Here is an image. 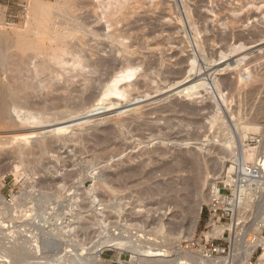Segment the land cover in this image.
<instances>
[{
    "label": "rangeland",
    "instance_id": "374dc122",
    "mask_svg": "<svg viewBox=\"0 0 264 264\" xmlns=\"http://www.w3.org/2000/svg\"><path fill=\"white\" fill-rule=\"evenodd\" d=\"M105 3H108V0H0V38H16L15 36H23L31 26L49 23L58 25L61 21L74 19L93 27L97 26L98 31L106 35L112 29H107L103 21L100 23L102 10L100 4ZM204 5L206 7L197 8L203 17V22L200 21L202 26L199 25L202 33L198 34L188 23V19L191 18L197 23L194 17L196 0H116L107 12L115 13L122 9L121 12L128 13L122 19L121 25L118 24L117 27L135 25L136 34L132 39L135 40L138 36L139 40L150 41L148 49L152 51L147 49L144 53L151 55L157 68L165 73L151 75L149 84L147 79H144L148 89L142 88L140 94L147 91L137 96L134 95L136 91L132 92L135 97L134 99L132 97L131 101L121 98L106 100L105 103L102 102L104 106L102 103L100 106L95 104L93 108L95 111H85L86 113L82 112V115L78 113L73 116H69L67 110L62 107L60 110L54 106L56 108L52 107V112L66 113L63 115L64 119L45 126L24 124L18 127L19 129L14 126L8 130L0 129V137L18 139L14 144L0 145V244L2 246H9V243L16 245L21 242L18 236L19 227L16 226L17 220L21 218L32 220L31 217L34 216L33 220L38 219L39 222L42 217L48 219L49 215L57 219L68 215L73 219V223L94 221L96 223L98 222L95 218L97 212H103L106 219L109 233L105 236L115 235L114 231L110 232V230L119 229L117 234L124 238H130L137 232L142 234L137 231V226H140V231H148L160 221L164 224L168 222L175 224L184 217L185 221L181 225L186 227L193 221L191 218L193 213L199 212L193 237H201L202 243L204 235L211 238L205 234L208 231L210 217L207 208L208 184H203L200 191L196 190L197 193L192 187L185 185V181L187 180L188 183L192 176L185 160L194 153L199 155L206 180L207 176L217 178L221 171L226 174L231 166L235 167L231 176L234 179L236 176L240 177L238 166L233 163V155L223 146V142L230 138L225 125L232 123L233 120H239L238 122L241 121L242 125L245 123L250 127L249 130L241 131V137L246 150L244 154L246 157L247 154L253 156L247 157V164L252 169L256 168L253 165L258 154V147L264 141V0H214L213 4L211 0H206ZM212 5L215 6L211 7ZM208 8L209 10L213 8L214 13L220 16L217 21L215 14ZM173 11L175 15H172ZM116 15L120 18L118 14ZM143 19L151 23L154 29L144 27ZM137 20L140 21L137 22ZM204 24L206 27L202 28ZM227 32L235 38L237 35L244 36V40L231 41L230 37L225 45L217 43V35ZM104 40L92 38L89 45L97 46L96 43H98L99 46L101 43L104 46H110V43ZM196 41L203 47L202 53H198ZM125 43H128V40ZM1 45L2 40H0V48ZM86 54L89 55L88 50ZM99 55L102 54L99 53ZM180 57L184 60L192 59L183 67L184 80L181 78L182 80L175 81V84L165 83L166 78L171 79L166 72L177 70L174 64ZM36 61L29 64L31 72L36 68H34ZM188 64H191V68L187 67ZM0 71L3 75L0 78L5 81V70L1 65ZM140 71L141 69L138 74H141L142 71ZM61 79L59 78L60 82L63 81ZM54 81L53 83H56ZM33 82L39 83L37 80ZM41 82L47 81L41 80ZM133 82H135L134 78L131 83ZM41 84L38 85L42 86ZM128 89L130 90L131 87ZM44 92L42 93L45 94ZM219 92L222 93L225 105ZM42 98H37V101H43ZM170 103L171 105L177 103L181 107L176 106L172 109L173 111H166L164 107L171 106ZM219 103L221 109L218 110L217 117L222 118L223 121L218 120L212 126L209 118L215 113ZM38 107L40 106L36 108ZM36 108H34L35 111ZM186 111H190V114ZM23 113L24 110L21 114ZM12 117L14 119L15 115L13 114ZM16 120L15 118L14 121L17 124L18 120ZM117 122L124 123V127L120 128V123ZM126 126H129V133L126 132ZM102 127L122 129L126 139L122 136L119 144L108 146L105 150V158L99 159L94 154L98 147L89 142L88 145L85 143L87 146L84 148L81 141L76 142L80 140L76 137L95 133L97 129H103ZM25 138L29 139L30 143L26 144ZM42 139L47 141L43 142ZM36 142H48L53 150L29 156L27 161L35 160L32 164L19 163L16 159L18 153L15 147L18 146L24 150V148H31V145ZM156 151L165 153L163 161L154 155ZM173 154L183 157L185 173L162 176L160 168L167 163H174L175 155ZM133 168H136L135 174L130 175ZM173 180L176 182L174 183ZM258 183L256 181V185ZM258 187L251 185L250 202L233 212L230 218L224 217L220 224L228 228L235 219L237 224L235 234H239L238 229L250 223L256 214L258 202L254 195ZM23 205L30 211L25 216L22 215L24 213H20ZM164 212L166 215L163 214ZM73 223L69 224L72 226ZM5 225H9L11 229L14 228L8 239L5 237ZM256 227L252 229V233L256 232ZM257 231L264 235V228ZM212 233V237L217 236L214 230L210 234ZM91 234L89 230L88 239ZM103 234L100 233L101 239ZM168 243V246H171L174 239L170 238ZM221 244L225 246V242ZM237 248L241 247L237 246ZM111 250H114L113 258L111 259L110 254H105L100 264H120L119 260L130 261L129 253L124 252L118 255L115 249L111 248ZM241 251L242 249L235 250L237 253ZM11 258L6 259L3 253L2 255L0 253V264H19L17 260H13L14 258L10 260Z\"/></svg>",
    "mask_w": 264,
    "mask_h": 264
},
{
    "label": "bare ground",
    "instance_id": "6f19581e",
    "mask_svg": "<svg viewBox=\"0 0 264 264\" xmlns=\"http://www.w3.org/2000/svg\"><path fill=\"white\" fill-rule=\"evenodd\" d=\"M205 1L206 0H196V6H195L196 9H195L194 17L195 19H197V23L195 22L196 20H193L192 18H191L192 20L188 19L189 26H192L194 31L198 32V34L202 33V31L200 30L202 26L200 21L203 20V17L197 11V8L206 7V5H204ZM211 1L213 4L214 0ZM113 2H116V0H108V3L100 4V9H102L100 12V23L103 21L107 29L109 28L112 29V31L106 35H102L104 33L101 34L100 33L101 31L100 32L98 31L97 26L93 27L86 23L78 22L77 21L78 19L77 20L74 19L72 21H66V22L61 21V24L59 23L58 25H55L54 23H49V24H41V26H31L30 28H28V30H26L23 36H15L16 38H9V37L0 38V40H2V45L0 48V65L5 70L4 71L5 81H2L1 80L2 78H0V129L7 128L8 130V128H11L13 126L18 128L23 126L24 124L29 126L30 125L45 126L51 122L64 119L65 117L63 115H65L66 113L63 114L62 112H56V111L55 113L52 112L54 106L60 108V110L62 107V109L67 110V114L69 116H73V115H78V113L82 115V112L86 113V112L95 111L93 110L95 104L96 106L97 105L100 106V103L102 102L105 103L104 101L106 100L111 101L114 99L118 100L119 98H121V99H125L126 101H131L132 100L131 98L133 97L134 99L135 97L133 96L134 93L132 92L136 91V94L134 95L136 96L139 95L140 90L142 88L147 87V84H149L148 80L151 79L150 78L151 75L153 74L160 75L162 73H165V71L162 72L159 68H157L156 62L151 55L149 56L146 53H144V51H147V49L149 48L150 41L144 38H143L144 40L141 39L139 40L138 36H137L138 39L137 37L135 40L132 39L136 34V32L134 31L136 29L134 27L135 25L134 26L123 25L121 28L117 27L118 24L122 23V19L126 17L128 13L121 12L122 9L121 11H117L115 13L107 12V9L110 8ZM213 6L215 5H212L211 7ZM209 11L214 13L213 8L210 9ZM116 14H118L120 18H117ZM172 15H175V11L172 12ZM214 17L216 21L217 18H220V16L217 14H215ZM139 21L140 20H137V22ZM142 21H143L142 25L144 27H148V29L151 30L154 29V26L151 23H148L145 19H143ZM178 21H181V19L180 20L178 19ZM218 22L220 21L218 20ZM204 23H206V21H204ZM200 24L201 26L199 27ZM223 25H225V23ZM204 27H206L205 24L203 25L202 28ZM30 34H32L33 37L29 36ZM102 37L103 39L107 40L110 43L109 44L110 46H104V44L101 43L99 45L100 48L98 46V43H96L97 46L89 45L90 39L93 38L103 41ZM230 37H231V41L233 39H235L237 42L240 41L242 42L244 40L243 38L244 36L242 37L237 35V37L235 38L232 36V34L230 36L227 32V33H220L219 35H217L216 42L225 45ZM127 40L128 43H125V41ZM196 42L197 43L195 45H196V49L198 50V53H202L204 50L203 47H201V45L198 44V41ZM169 44L171 43L169 42ZM84 48H86V50L89 51V55H87L88 52L86 54V50H84ZM221 48L223 47L221 46ZM148 50L150 52L152 51L150 49ZM221 51H223V49ZM99 53L102 55H99ZM39 57H41L42 59ZM191 60L192 59L184 60L183 58L180 57V59L176 61V64H174V66L177 67V70L174 72H166L168 75L171 76V79L166 78L167 80L165 81L167 82L165 83L175 84L174 83L175 81L177 80L179 81V79L182 80L185 70L183 67L184 65L187 64V62L189 63V61ZM32 61H36V63L33 62L34 68L36 67L33 72L30 71L31 67L29 66V64L31 65ZM66 66L67 68H65ZM190 66L191 64L190 65L188 64L187 67L191 68ZM140 69L142 72L140 71L141 74H138V71ZM63 73L66 74L64 75ZM1 76L3 77L0 71V77ZM59 78H62L61 80L63 81L60 82ZM133 78L135 79V82L131 83ZM144 79H147L148 83L144 81ZM35 80L39 81V83L37 82L38 84L42 83L43 85L41 84L42 86H39L37 83L33 82ZM41 80L47 82L43 83L41 82ZM53 81L56 83H53ZM129 87H131L130 90L128 89ZM217 87L218 86H216V88ZM218 89L220 88L218 87ZM43 91H45L44 92L45 94L42 93ZM146 91L142 93L145 94ZM219 95H221L220 96L221 100L225 105V100L222 96V93H220ZM40 97H43L42 98L43 101L40 100L42 102H40L39 100L37 101V98ZM37 106L40 107L36 108ZM176 106L181 107L180 105H177V103L176 105L174 103L171 106L168 107L166 106L167 108L164 107V109H166V111L169 110L171 112V110L174 109V107ZM34 108H36V111L34 110ZM182 108L184 109L183 106ZM219 109H221L220 103L219 105H217L215 113L213 112L214 114L212 113L213 115H211V117L209 118L210 124L212 126L214 125L213 123L218 122V120L223 121L222 118L219 119L217 117V112ZM23 110L24 113L21 114ZM49 111H51L52 113ZM186 113L190 114V111H186ZM13 114L15 115V118L18 120L17 124L14 121L15 118L13 119L12 117ZM238 121L239 120L236 121L233 120L232 123L230 124L228 123V125H225V130H227V132L230 134V138L226 142H223V146L225 150L230 151L231 154L233 155L234 157V158L232 157L234 159L233 163L234 165L238 166V174L240 176L251 174L252 170L256 169V173L259 174L258 177L260 178L261 181L264 182V160H263L264 141L260 143V147H258V151H257L258 154H256V161L254 162L255 164L253 165V167L256 166V168L252 169L251 167L248 166L247 164L248 160L246 159H248L247 157L251 158L253 156L251 154L249 155L247 154L246 157V155L244 154L246 150L244 149V145H243L244 143L241 137V131L249 130L250 127L249 125H245V123L244 125H242L241 121L240 122ZM123 124L120 123V128L124 127ZM221 124L223 125V123ZM246 124L248 123L246 122ZM128 127L129 126H126L125 129L127 130L126 132L129 133ZM112 128L97 129L95 133H91L86 136L83 135L76 137L77 139L80 140L76 141L75 138V141L76 142L81 141V144L83 143L82 146L84 148L89 144V142L93 143V146L98 147V150L95 151L96 153L94 154L98 156L99 159H104L105 150L107 149L108 146H110L111 144L113 145L119 144L121 142L120 138L122 136L124 139H126L125 132L122 129L114 128L115 129L114 130ZM17 141L18 139L16 137H10V138L0 137V145H10V144H14ZM29 141H30L29 139L27 140V138H25L26 144L30 143ZM44 141L47 140H43V142ZM85 143H87V145H85ZM35 144L33 143L31 145V148L28 149L24 148V150L20 147L18 148V146L15 147L18 153L16 159L18 160L19 163L28 162L29 164L30 163L32 164L34 163L35 160L27 161L29 156H33V155L35 156L36 153L44 154L43 152L46 150L47 151H50V149L51 151L53 150L51 148L52 146H50L51 144H49L48 142L47 143L36 142ZM156 153L154 152V155L159 157L161 161L165 159L164 152L156 151ZM173 155H175L173 161L174 163L169 164L166 162L167 165H164L162 166L163 168H160L162 172L161 174L162 176L164 174L166 175H171V174L174 175V173L181 174V172H184V170L186 169V168L184 169L185 166L183 163L184 162L183 157L179 156L178 154H173ZM198 156L194 153L190 158H188V160L187 159L185 160V163H187V166L190 167V170L192 172V176L190 175L191 177L188 183L186 182L187 180L185 178L186 180L185 185L192 187L195 190V193H197L196 190L200 191V188L203 187L202 185L207 183L208 184L207 206L210 207L213 198V193H212L213 186L216 184V182H222L226 186H232L234 179L231 176V172L232 170L235 169V167L231 166L226 174H224V172L221 171L217 178L216 176L214 177L207 176L208 179L206 180V176L204 177V168L202 164H200V159H199L200 156L199 157ZM135 171L136 168H133L130 171V175H134ZM187 171H189V169ZM173 178H171V180ZM174 180H178V179H174ZM174 180L173 182L175 183L176 181ZM261 192L262 193L258 194L259 202L256 207V214L251 219L250 223L246 224L245 226H241L242 228L238 229L240 232L239 234H235V229L237 224L235 222V219L233 220V218H232L233 221L228 228L221 224L217 225L211 221V225L213 226L212 230L216 232L217 236L222 237L224 230L229 229L231 233L229 237V240L231 242V248L234 251L236 249L238 250L242 249V251H245L244 255H242V257L240 258L237 264H245L248 261L256 245L258 243H264L262 238L259 240L258 243H250L246 241V238L250 234H252L253 232L252 229L255 226H257L256 233H259L257 230H259L260 228H264V189H262ZM234 193L236 195V207H235L236 210L240 209L244 204L250 202L249 199H251L250 198L251 194L250 192H247L244 187L239 189V192L237 191V193L235 189H233V194ZM92 199L96 200L95 197H92ZM20 211L21 214L24 213L22 214L24 216L27 215V212H30L28 208L25 209V205H23V208H21ZM163 214L166 215L165 212ZM193 214L194 215L191 217L193 218V221H191L190 224L188 223L186 227L184 225H181L182 222L185 221L183 220L184 217L176 221L175 224L174 223L171 224L169 222L168 224L166 222H165L166 224H164L163 222L160 221V223H156L154 227L153 226L152 228L150 227L151 229H149L148 231L145 230L140 231L139 230L140 226L136 225L138 228L137 231L142 232V234H138L137 232L133 236H130V238L129 237L124 238L118 235L117 233H115V235L109 234L105 236L106 233H109L108 225L105 222L106 219H104L105 217L103 212H97L95 214L96 215L95 218L98 219L97 223H99L100 225L99 226L101 231L100 233H104L103 234L104 236L102 239L100 237L99 242L95 244H93L92 242L90 244L89 247L91 246L92 247L90 248L89 251H86L84 253L86 255L85 257L86 260H84V263L83 260L80 258V256H83V253H76L75 259L80 261L82 264H87L86 261L89 260H93L94 262L98 263L101 260H104L102 258L100 259L98 258L99 252H97V248L99 247L100 254L105 248L115 249L118 252V255H121L124 252L129 253L130 261L125 262L119 260L120 264H216V260L208 259V257H206L207 253L203 246L199 249L196 255L188 254L187 252L183 251L180 248V243L182 241L189 242L193 238L199 212H195ZM33 217H31L32 220ZM188 219L190 220V218H187V220ZM182 226H184V228H182ZM4 227L6 231L5 237L8 239V237L10 236L9 234L12 233L11 230H13L14 228L11 229L12 227H10L9 225L7 226L5 225ZM211 231L206 234L212 236L213 233L210 234ZM58 232L62 233L64 231H62L61 229ZM170 238L174 239V243L172 245L175 246L172 245L168 246V244L170 243V242L168 243ZM20 240L21 242L16 243V245H10L11 243H9V246L6 245L2 246L0 244V249L3 248L2 250H0L2 251L0 253L1 255L3 253V257L6 259L12 257L14 258L13 260L18 261L17 263L26 264L27 261H31L33 259L35 253L26 250L27 244L30 245L27 239L22 240L20 238ZM237 241H239L240 243L238 242L237 244ZM237 246L241 248H237ZM61 255H63L61 252H57L55 254V257L60 258ZM26 256L27 258H25ZM12 258L10 260H12ZM73 261H74L73 259H69L67 263L69 262L73 263Z\"/></svg>",
    "mask_w": 264,
    "mask_h": 264
},
{
    "label": "built area",
    "instance_id": "2783aa9c",
    "mask_svg": "<svg viewBox=\"0 0 264 264\" xmlns=\"http://www.w3.org/2000/svg\"><path fill=\"white\" fill-rule=\"evenodd\" d=\"M257 175L256 169H253L251 174L242 175L240 177L236 176L235 179L233 178L234 182L232 186H226L222 182H216L212 189L213 198L211 205L210 207L207 206L210 217L207 228L208 231L206 233L210 232L213 228L211 221L218 225L224 217L230 218L233 215V212L236 210V195L235 193L233 194V189H235L237 193L239 189L244 187L247 192H250L251 185L259 186L258 191L256 192L255 189V195L253 194L255 199L257 197V202H259L258 194L262 193L264 182L261 183ZM256 181L259 182L257 185ZM47 218L48 219L42 217L39 222L38 219L31 220L30 218H21L16 222V226L19 227L18 236L22 240L26 238L30 243V245L27 244L26 250L35 253L33 259L27 261L26 264H82L75 259L76 253H83V256H80V258L84 263V260H86V255L84 253L90 250L92 247H89L90 244L92 242L95 244L100 241V227L98 223H95V221L91 223H73V219L68 215L58 219L49 215ZM69 223H73L71 227ZM71 228L73 229L71 230ZM61 229L64 232H58ZM89 230L92 234L88 239L87 233ZM113 231L114 233H118L119 229L110 230V232ZM230 234V230L226 229L222 237L209 236L211 238H208L204 235L203 243L201 237H193L189 242L182 241L180 243V248L188 254L196 255L203 246L207 253L206 257L216 260V264H237L245 251L237 253L231 248V242L229 240ZM225 235L227 236L225 237ZM261 238L264 242V235L262 232H260V234L254 232L246 238V241L258 243ZM215 242H225V246ZM98 248L97 252H99V259L105 254H110L111 259L113 258L114 250L105 248L100 254V248ZM57 252H61L63 255L57 258L55 257ZM69 259H73V263H67ZM86 262L87 264H100V262L96 263L93 260ZM245 264H264V243H258L256 245Z\"/></svg>",
    "mask_w": 264,
    "mask_h": 264
}]
</instances>
